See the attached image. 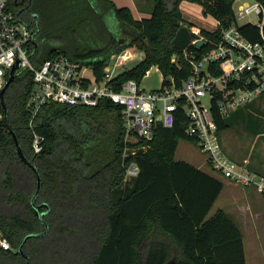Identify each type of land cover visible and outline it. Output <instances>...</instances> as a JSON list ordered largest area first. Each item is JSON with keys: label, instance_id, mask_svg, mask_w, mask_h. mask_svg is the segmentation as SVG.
Instances as JSON below:
<instances>
[{"label": "trees", "instance_id": "trees-1", "mask_svg": "<svg viewBox=\"0 0 264 264\" xmlns=\"http://www.w3.org/2000/svg\"><path fill=\"white\" fill-rule=\"evenodd\" d=\"M15 1V2H14ZM19 17L35 30V66L59 54L91 65L99 80L111 57L136 47L144 52L120 74L141 82L157 66L163 84L173 78L181 86L190 67L173 44L185 25L183 0H151L150 17L135 19L129 7L112 0H17ZM197 3L206 16L224 26L234 21L236 0H186ZM264 5V0H258ZM12 6L16 0H11ZM112 13L118 32L106 21ZM35 19L32 20V15ZM37 30H39L37 32ZM221 29L201 30L218 40ZM240 31L256 40L259 28L251 23ZM122 36V37H121ZM209 48L206 45L199 53ZM177 60H173V55ZM34 75L17 71L4 99L9 123L25 156L36 166L42 188L36 204H46L43 219L48 232L29 238L23 251L30 264H246L243 236L233 221L218 210L207 218L223 185L209 174L176 161L180 140L193 141L186 118L178 112L172 128L159 126L145 150L127 159L122 153L125 130L122 108L110 100L96 107L48 102L32 116L28 101ZM219 131L227 117L215 115ZM34 132L44 138L43 149L32 148ZM136 161L140 173L124 183L125 166ZM37 187L34 171L20 158L5 116L0 119V229L12 249L0 248V264H26L18 248L30 233L45 230L31 200ZM176 258V259H175Z\"/></svg>", "mask_w": 264, "mask_h": 264}, {"label": "built area", "instance_id": "built-area-1", "mask_svg": "<svg viewBox=\"0 0 264 264\" xmlns=\"http://www.w3.org/2000/svg\"><path fill=\"white\" fill-rule=\"evenodd\" d=\"M235 3V2H234ZM234 9V21L221 29L218 40H209L201 30L190 28L193 33L183 55L190 72L181 86L174 79L159 89L146 90L141 82L128 79L120 85L115 80L120 68L132 57L124 49L113 55V60L99 80L94 68L71 60L65 54L46 59L35 66L26 51L25 43L32 37L30 25L15 13L11 0H0V92L11 68L20 61L21 69L33 72L34 85L28 107L32 116L48 102L96 107L103 100H110L122 108L125 146L122 156L127 159L145 150L159 126L172 128L177 113L184 114L186 132L206 155L212 169L225 178L244 187L254 188L264 195V175L250 168L245 160L235 162L226 153L215 115L228 117L232 112L264 95V5L258 0L243 1ZM256 15L258 22L251 18ZM245 21L241 23V21ZM251 23L259 28L260 36L251 40L240 31V26ZM205 39L209 48L202 53L195 48L198 40ZM108 67V68H109ZM208 98V104L203 100ZM5 116L0 95V119ZM44 138L34 132L32 148L38 154L43 149ZM126 176L136 178L139 164L131 161L125 166ZM0 248L11 250L12 245L0 229Z\"/></svg>", "mask_w": 264, "mask_h": 264}, {"label": "crops", "instance_id": "crops-1", "mask_svg": "<svg viewBox=\"0 0 264 264\" xmlns=\"http://www.w3.org/2000/svg\"><path fill=\"white\" fill-rule=\"evenodd\" d=\"M112 1L115 2L119 7H129L135 19L150 17L149 11L152 5L151 0ZM107 15L113 16L112 13H108ZM119 28V26L118 29L116 27L114 29L115 32L120 31ZM134 64H132L131 66H133ZM263 98L264 95L257 99V101H253L254 103L251 102L252 104L249 103L237 111H242L246 114H255L253 113L254 111H260L264 109V104H262L261 102ZM255 128L254 131L256 132V140V138L264 135V125L260 124ZM221 132L222 130L220 131V136ZM221 141L227 153L226 146L223 143L222 137ZM252 147L254 146L252 145ZM259 154L260 155L255 154L254 150L252 152L250 151L248 154H241L236 150L235 154L230 155L231 157L229 155L228 156L239 164H242L246 160L248 162V168L261 175H264V151L260 152ZM175 160L187 162L194 167L202 170L203 172L209 174V176L213 178L209 179V192L215 186L214 180L222 183L223 187L218 197L216 198L212 208L210 209L207 218L213 216L218 210H222L242 233L245 250V263L264 264V195L256 191L254 188L244 187L225 178L220 173L214 171L210 164H206L208 163L207 160L203 164H197L184 159H177L176 155ZM174 262L176 261L174 260Z\"/></svg>", "mask_w": 264, "mask_h": 264}, {"label": "rangeland", "instance_id": "rangeland-1", "mask_svg": "<svg viewBox=\"0 0 264 264\" xmlns=\"http://www.w3.org/2000/svg\"><path fill=\"white\" fill-rule=\"evenodd\" d=\"M243 1L250 2L252 0H236L234 3L235 7L237 8L240 5V3H242ZM181 8L184 13L185 26L200 30L205 29L208 31L215 28L216 23L214 18H212L211 16L204 15L202 13V9L199 4L183 0L181 2ZM251 20L254 23L258 22V18L256 15H253ZM106 21L108 25L111 27V29L114 30L116 27L118 29L119 24L114 18V16L107 15ZM245 21L247 20L241 21V23H244ZM129 49L132 52V57L124 63L122 68H120L121 74L125 70L132 67L131 66L132 64L137 63L144 56V52L136 47H130ZM111 60H113V57H111ZM173 60L174 61L177 60L176 54L173 55ZM108 67H109L108 65L105 66L104 71L110 69V67L109 68ZM162 80H163L162 71L157 66H153L147 72L144 78L141 80V87L145 88L146 90L159 89L161 87ZM203 102L204 104H208L209 102L208 98H205ZM261 102L262 104H264V98L262 99ZM258 111L259 110L253 112L256 114L255 115L251 113L246 114L243 113L242 111L238 112L236 110L226 118L228 127L222 130L221 137L223 143L226 146V150L229 156L235 154L236 150L239 151L241 154H248L250 151L252 152L254 150L255 154L258 155H260L259 154L260 152L264 151V135L260 136L259 138H256L255 140L256 132L254 131V128L260 124L264 125V120H263L264 109L260 110L259 112ZM252 145L254 147H252ZM176 158L184 159L197 164H203L207 160L206 155L200 150L198 145L193 141H187V140H180L179 147L176 153ZM132 181L133 178H129L128 176H126L125 173V177H124L125 185L131 184Z\"/></svg>", "mask_w": 264, "mask_h": 264}, {"label": "water", "instance_id": "water-1", "mask_svg": "<svg viewBox=\"0 0 264 264\" xmlns=\"http://www.w3.org/2000/svg\"><path fill=\"white\" fill-rule=\"evenodd\" d=\"M38 31L39 30H37V32ZM192 37H193L192 31L190 30V28L188 26L184 25L181 28H179V30L177 31V34H176L175 38L173 39V44L177 48H179L180 50H185L189 46V44H190V42L192 40ZM206 44H207V40L200 39L195 44V48L197 50H200ZM31 45H33V49L30 52V55H33L36 52V50H37V45H36L35 40H34V33L32 34V37L25 43L26 51H30ZM20 63L21 62L18 61L11 68V70L9 72L8 79H7L6 83L4 84L3 88L1 89L0 95H1L3 109H4V113H5V119H6V122L8 124L9 130L12 132L13 138L15 140V144H16V147H17V152H18L20 158L25 162V164L28 165L34 171L35 176H36V181H37L36 191H35L34 195L32 196L31 204H32L35 212L37 213L38 217L40 218V220H42V222L44 224V227H45V230L43 232L30 233V234L26 235L22 239V241L20 242L19 248H18L19 253L25 258L26 264H30V257L24 253L23 246H24L25 242L29 238L42 236V235H44V234H46L48 232V228L49 227H48L47 223L44 221L43 217H44V215H46L49 212V209L46 210V211L41 212L40 211L41 207L46 206L48 208V206L46 204H36L37 197H38V195H39V193L41 191V188H42L41 176H40L39 171L36 168V166H34V164L25 156V154H24V152H23V150H22V148H21V146L19 144L17 136H16L15 132L13 131V129H12L10 123H9L8 109H7V106H6V103H5V99H4V95H5L6 90L11 85V83L14 80V78L16 77L17 71H19L21 69V64ZM167 264H174V262L173 261H169Z\"/></svg>", "mask_w": 264, "mask_h": 264}, {"label": "flooded vegetation", "instance_id": "flooded-vegetation-1", "mask_svg": "<svg viewBox=\"0 0 264 264\" xmlns=\"http://www.w3.org/2000/svg\"><path fill=\"white\" fill-rule=\"evenodd\" d=\"M15 2V1H14ZM20 6V3L16 0V3L13 5V9L15 11V13L19 16V14L22 12V8L19 7ZM35 15L33 14L32 15V20L35 19ZM20 18V17H19ZM21 19V18H20ZM22 20V19H21ZM30 25V28H31V32L32 34L34 33V37H35V30H34V27L32 26V24L28 23Z\"/></svg>", "mask_w": 264, "mask_h": 264}]
</instances>
